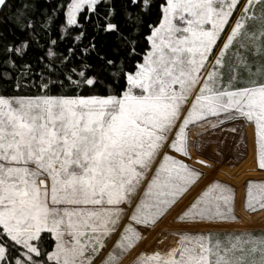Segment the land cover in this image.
Here are the masks:
<instances>
[{
  "label": "snow or ice",
  "instance_id": "1",
  "mask_svg": "<svg viewBox=\"0 0 264 264\" xmlns=\"http://www.w3.org/2000/svg\"><path fill=\"white\" fill-rule=\"evenodd\" d=\"M245 128L264 170V0H0V264H121L202 177L204 137L238 133L239 160ZM173 221L129 264H264V230L218 228L226 183Z\"/></svg>",
  "mask_w": 264,
  "mask_h": 264
},
{
  "label": "rangeland",
  "instance_id": "2",
  "mask_svg": "<svg viewBox=\"0 0 264 264\" xmlns=\"http://www.w3.org/2000/svg\"><path fill=\"white\" fill-rule=\"evenodd\" d=\"M199 131V126H192L189 130L190 137L198 139ZM249 131L252 144V129H244L246 137H248ZM217 133L218 134L204 137L206 140H210L211 142L204 146L202 150L194 151V154L198 155L200 158L209 163V166L200 164L195 160V158L187 160V162L194 168L201 170L203 175L197 180L195 185L190 187L187 192L180 198V202L178 205L180 206L181 204L182 207H179L177 210L174 209L167 216L161 219L160 222L156 225L155 229H152L150 227L144 228L137 225V227L140 228L143 234V238L140 241L141 243H148L150 246L159 245L161 242H164L169 238H174L172 235H167L166 239H161V230L175 228L177 224L174 223L173 216H175L176 212L189 204L195 198V196L199 194V192L206 186V184L212 180H218L222 183H226L234 189V211L235 214L239 217V220L241 219V216H243L241 212L242 210L245 211L246 215L254 214L253 212L244 209L243 206L244 198L246 195V184L249 179H255L254 181L256 182H264V170H260L256 166L253 159L252 146L249 147L248 139L246 148L242 145L239 146V152H243L244 155L242 156V158L237 160L236 149L238 146L234 144L233 137H235L236 140H240V135L238 133L231 132L219 133V130H217ZM219 140H223L224 145H218L216 141ZM227 145H232L233 150L231 152H229L228 147H226ZM217 149L219 150L217 151ZM221 153H223V159H221ZM213 163H216L217 166H214ZM211 170L212 175L210 177H206V173ZM240 187L241 189H243L241 208L236 205V193ZM262 213L264 214V212ZM158 240L161 241L159 244L157 243Z\"/></svg>",
  "mask_w": 264,
  "mask_h": 264
},
{
  "label": "bare ground",
  "instance_id": "3",
  "mask_svg": "<svg viewBox=\"0 0 264 264\" xmlns=\"http://www.w3.org/2000/svg\"><path fill=\"white\" fill-rule=\"evenodd\" d=\"M247 139H248L249 147H251L252 144H251L250 131L248 133ZM197 157H199V156L196 154H193V156H192V158H195V160L198 162ZM200 159H202V158H200ZM213 164H214V166H217L216 163H213ZM203 165L209 166V163L206 162V164H203ZM211 175H212V170L206 173V177H210ZM242 196H243V189H241V187H240L236 193V205L239 208H241V205H242ZM179 207H182V205L181 204H180V206L178 205L176 210ZM241 212H242L243 216H241V219L238 222H230V223L221 224L218 226V228L224 229V230L264 229V216H263L264 214L262 212H256L253 215L248 214L249 216L245 214V211L242 210ZM258 216L259 217L263 216V217L259 218ZM256 217H258V218H256ZM191 227L194 229L195 228L199 229V230L208 229V228L217 229L216 225H212V224H208V223H198V224L191 225ZM173 239L174 238H169L166 241L161 242L159 245H151V246L148 243L138 242L137 245L122 259L121 264H129V262L133 260L135 254L141 249L151 250L155 247H163L164 244L170 243Z\"/></svg>",
  "mask_w": 264,
  "mask_h": 264
},
{
  "label": "trees",
  "instance_id": "4",
  "mask_svg": "<svg viewBox=\"0 0 264 264\" xmlns=\"http://www.w3.org/2000/svg\"><path fill=\"white\" fill-rule=\"evenodd\" d=\"M252 180H255V179H252ZM246 201V195H245V198H244V202ZM235 203V202H234ZM243 206H244V204H243ZM244 209H246L245 207H244ZM262 230H264V229H253V230H250V231H254V232H260V231H262ZM222 233L223 232H232V231H224V230H220ZM243 231H245V230H243ZM235 232H240V231H235Z\"/></svg>",
  "mask_w": 264,
  "mask_h": 264
},
{
  "label": "crops",
  "instance_id": "5",
  "mask_svg": "<svg viewBox=\"0 0 264 264\" xmlns=\"http://www.w3.org/2000/svg\"><path fill=\"white\" fill-rule=\"evenodd\" d=\"M196 230H199V229H196ZM213 230H217V229H213ZM219 230H224V229H219ZM244 230H248V229H244ZM250 230H253V229H250ZM224 231H243V230H224Z\"/></svg>",
  "mask_w": 264,
  "mask_h": 264
}]
</instances>
